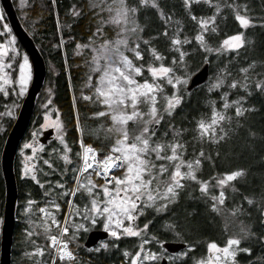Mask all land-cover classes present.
Segmentation results:
<instances>
[{"label":"snow or ice","instance_id":"obj_1","mask_svg":"<svg viewBox=\"0 0 264 264\" xmlns=\"http://www.w3.org/2000/svg\"><path fill=\"white\" fill-rule=\"evenodd\" d=\"M21 3L23 4V0ZM182 3L185 12L197 25V31L192 38L187 35L180 36L182 25L169 36L173 17L165 13L158 0H89V7L97 9L95 15H99L101 12L107 13L106 18L101 17V27L97 28L93 35L103 36V25L105 24L115 26L117 32L115 38H104L99 44H95L92 37L89 38L87 44H76L77 49L88 48L91 50V72L98 73L94 84L92 75L87 77V85L93 88V94L84 95L81 93V95L84 100L103 106V110L93 112L91 115L97 118L107 116L111 120L107 131L115 133V137L114 142L102 158H98L97 155L101 149L85 144L83 140L79 141L80 151L76 153V156L79 157L80 163L71 169L74 173L72 179L75 183L70 188H66L67 182L63 181V175L68 170L67 166L72 163L69 155L71 149L65 140L64 126L60 120L59 112H55V119L49 115L55 110L49 108L52 90L46 89L49 98L46 104L41 105L45 111L44 122L39 125V129L51 128L55 130V139L63 148L62 151L53 148L52 153L58 154V158L65 165L64 170L60 172L61 180L54 182V186L61 189L55 195L61 198L72 197L82 192L88 197V201L83 207L77 206L74 200L69 198L67 200L69 211L65 212L63 221L57 219L56 213L60 210V204L56 203L55 199H50L46 206L38 208L41 214L38 220L29 219L26 239L33 235H39L40 233L36 232V229H41L49 241L51 264H57V259L60 264H73L76 257L70 250L69 244L76 243L81 230L90 231L91 226H95L98 221L102 223L104 232L113 241H120L122 237H137L141 241L134 255H130L126 249L123 250L125 260L127 261L130 257V264L156 262L160 254L144 248V245L149 243L145 237L149 235L147 230L152 224V220L146 219L141 226L137 223L140 216H144L148 210L156 215L168 212L170 206L177 203L180 192L186 187L185 181L197 184L201 195L209 197L212 201L211 210L220 214L225 206V186L227 185L235 191L234 186L229 182L244 175L245 170L240 168L222 173L219 177H210L215 180V186L219 189L218 193L211 194L209 180L202 179L198 175L202 169V158L211 160V157H205L201 148L194 157L184 159L186 146L180 137L186 129L173 127L169 123L168 128L172 131L171 138L167 141L162 137L153 139L158 131L156 126L160 125L164 115L167 114L171 117L182 103L181 88L186 90L191 75L187 71L186 61L189 52L185 50L184 46L190 44L194 39L199 50L205 53L204 63L210 62L209 55L219 59L220 56H227L230 52L234 54L233 59H235L239 55V49L245 43L243 32L228 35L216 47H213L209 42L208 36L218 34L216 22L218 17L225 18L221 15L224 9L231 10L241 29H246L253 23L246 14V5L237 4L236 0H182ZM200 4L211 9V14H194L193 5ZM145 8L155 9L165 25L162 32L147 38L140 34L143 27L137 21L138 12ZM73 14L78 15L79 11L74 10ZM2 19L3 16L0 15V20ZM175 23L180 24V21L177 20ZM160 35L169 39L168 49L176 53L168 65L163 63L164 55L152 44V40L158 39ZM0 38H3V42H0V92L7 97L10 93L6 90V86L14 85L19 88L18 96L23 97L33 78V66L29 63L27 55H23L21 59L17 60V39L7 23H4L0 29ZM62 43L61 40V45ZM141 44L146 46L150 57L146 63H137L144 59V49L141 48ZM192 51H196V48H193ZM127 53H130L131 56ZM17 65L18 75H13L17 71ZM255 66L256 62H252L239 68L241 78H234L227 83V76L231 75L227 71V66L218 70L216 78L209 86V91H219L225 86L227 90L220 92V100L223 102L220 110H217L215 101H211V119L209 121L201 119L196 123L198 138L202 141L206 139L215 145L225 140L228 133L232 131L231 127L226 129L223 126L225 122L231 124L233 116L228 113L230 108L234 109L238 126L240 125L239 118L243 117L246 112L254 110L252 107H245L246 96L244 95L229 100V91L239 88L251 96V85L254 83L255 90L264 94V74L255 73ZM177 67L182 72H178ZM145 70L151 79H138V77H142ZM166 86H170V94L165 91ZM11 94H17L15 89ZM161 100H163L162 105L160 104ZM15 106L13 104L12 108ZM12 108H8L6 113H0V116L6 114L8 117H12L14 115ZM130 122L131 128H129ZM2 130L0 129V131ZM76 130L78 133L83 132L79 121H77ZM36 136L37 132L33 131V140L25 142L20 150L23 157L21 175L30 178L43 189L45 183L52 185L53 182H41L38 178L37 173L42 172L43 169L38 167L35 161L43 159L37 155L38 150H43V145L36 142ZM29 148L32 155H25L24 149ZM52 153L49 154V159H43V164L51 169V172H45V175L57 172L52 163ZM93 173L96 177H102L104 183H95L92 178ZM51 193H53V188L50 186L45 195ZM244 200L248 205H252L254 202L253 198L249 196H245ZM26 204L24 212L28 214L35 201L29 199ZM49 207L55 209L56 212L49 210ZM242 212L243 209L237 204L228 210V215L236 217ZM260 215L262 217L261 224H264V211H261ZM73 216L79 217V221H73ZM53 227L58 229V234H52ZM176 227L177 225L171 221H165L163 224L165 231L171 230L177 239L182 240ZM239 231L241 235L228 238L223 247H219L215 242L208 243L209 255L207 258L199 260L194 258V264H238L235 259L237 253H250L251 251L248 247H240L241 241L256 235L243 222H241ZM150 239L161 246L165 243L155 234H151ZM259 239L264 242V235ZM32 243L35 245V241ZM115 246L113 243L112 247ZM100 248L108 250L109 244L101 242L99 248L95 250L99 251ZM191 249L192 246H188L187 251H191ZM45 251L42 246H36L33 252L25 254L29 258L40 257L44 255ZM186 254V251H181L167 258L174 262ZM35 264H46V262L38 259ZM261 264H264V258H261Z\"/></svg>","mask_w":264,"mask_h":264},{"label":"trees","instance_id":"obj_2","mask_svg":"<svg viewBox=\"0 0 264 264\" xmlns=\"http://www.w3.org/2000/svg\"><path fill=\"white\" fill-rule=\"evenodd\" d=\"M11 1L23 29L30 36L43 58L46 75L43 86L37 95L29 126L21 139L14 158L17 200L10 264H35L38 259L45 261L46 264H51V250L48 249L49 241L42 230L37 228L36 232L40 234L26 239L29 219L38 220L41 216L38 208L46 206L50 199H55L56 203L60 204V210L56 213L57 219L63 221L65 212L69 211L67 204L69 198L73 199L77 206L82 207L88 201V197L82 192L73 197L61 198L55 195L61 189L56 188L54 182L61 180L60 172L64 170L65 165L58 158V154L52 153V149L57 148L62 151V145L53 146V142L50 144L46 142L44 151L37 152L38 157L43 159H49V154L52 153V163L57 169V172L45 175L44 173L51 172V169L43 164V159L35 161L38 167L43 169L42 172L37 173L40 181L53 182L52 185L45 183L43 189L30 178H22L19 175V151L25 142L30 141L31 132L40 120L39 105L49 98L46 89L52 90L49 106L55 112H59L60 120L64 126L65 140L71 149L69 155L72 163L67 166L68 170L63 175V181L67 182L66 188H70L75 183L72 179L74 173L71 169L80 163L79 157L76 156V153L80 151V140L94 148L101 149L97 154L98 158H102L109 150L110 145L114 142L115 133L107 131L111 125L107 116L97 118L91 115L93 112L103 110V106L84 100L81 95V93L84 95L93 94V88L87 85V77L90 75L88 66L90 57L85 53L77 54L76 44L89 43L90 37L95 44L100 43L104 38H113L116 30L105 26L103 27V36L96 37L93 35L96 29L101 27L99 21L103 14L95 15L97 9L89 7V0H26L23 7L18 6L16 0ZM158 2L165 13L173 17L169 36L177 27L182 25L180 36L187 35L192 38L197 31V25L185 12L182 0H158ZM236 3L246 5V14L253 23L248 28L241 29L231 10L224 9L221 15L225 18L220 19L218 17L216 22L218 34L209 35L208 40L213 47H216L228 35L243 32L245 43L239 49V55L235 59H233L234 54L231 52L227 56H220L219 59L209 55L207 81L191 91L181 88L183 94L181 105L176 108L171 117L167 114L164 115L160 125L156 126L158 131L153 139L162 137L165 141L169 140L172 136V131L168 128L169 123L173 127L186 129L180 137L186 146L184 159L194 157L201 148L205 157H211V160L202 158V169L198 173L202 179L209 180V192L211 194L218 193L219 189L215 186V180L210 179V177H219L222 173L240 168L244 169L245 172L243 176L229 182L230 185L234 186L235 191L229 186H225V206L220 214L211 210L212 201L209 197L201 195L197 184L185 181L186 187L180 192L177 203L171 205L168 212L156 215L148 210L144 216L138 218L137 223L141 226L146 219L152 220V224L147 230L149 235L145 237L149 240V243L144 245L145 249L159 252L162 255H171L150 239L151 234H155L164 242H181L186 245L185 249L182 250L187 252L186 256L174 262L170 261L169 264H194V258L196 260L205 258L208 243L215 242L222 247L228 238L240 236L241 222L256 235L241 241L240 247H248L251 251L250 253L239 252L235 258L236 261L238 264H261V258H264V242L259 239L260 236L264 235V224H261L262 217L260 215L261 211H264V94L255 90L254 83L251 85V96L239 88L229 91V100L244 95L246 96L245 107H252L254 110L246 112L243 117L239 118V126L237 125V118L234 116V109L228 110L233 118L230 125L225 122L223 126L226 129L231 127L232 131L228 133L224 141L215 145L206 139L202 141L198 138L196 129L197 121L201 119L209 121L211 119V101H215L217 110H220L223 103L220 100V92L227 90L226 86L219 91H209V86L216 78L219 69L226 65L227 71L231 73L227 76L226 83L234 78L240 79L239 68L252 62H256L254 72L264 74V0H236ZM74 10H78L79 14L74 15ZM193 13L210 15L211 9L203 4L193 5ZM177 20L180 21V24L175 23ZM137 21L143 27L140 34L145 38L155 36L162 32L165 27L156 10L152 8L139 11ZM61 40L63 41L62 45ZM169 43V39L163 35L152 40V44L164 55L163 63L165 65H168L172 56L176 55V53L169 51ZM17 45L22 49L18 41ZM141 48L144 49V59L137 61V63H146L150 57L146 51V46L141 44ZM184 48L189 52V56L186 57L187 71L192 75L204 64L205 53L199 50L194 39ZM193 48H196V51H192ZM177 71L182 72L178 67ZM143 73L145 76H149L146 70ZM92 83L94 84V80ZM13 89L8 87L7 91L10 94L7 97L0 92V112L12 106L16 100V96L11 94ZM165 91L170 94L171 88L167 87ZM160 104H163V100L160 101ZM77 121L83 128L82 133H78L76 130ZM5 122V130L0 133V155L6 136L14 121L9 118ZM131 127L130 122L129 128ZM163 133L166 135L162 136ZM92 178L97 184L102 182V179L96 177L94 173ZM50 186L53 188V193L45 195ZM245 196L253 198L252 205H248L247 201L244 200ZM29 199L35 201V204L30 213L25 214L24 209ZM4 202L5 185L0 164V221L3 217ZM237 204L243 209V212L236 217L229 216L228 210ZM49 209L51 208L49 207ZM51 210L56 212L55 209ZM165 221H171L177 225L176 231L181 234L182 240L177 239L171 230H164ZM51 232L58 234V229L53 227ZM84 235L85 232L80 233L76 243L69 244L70 250L74 252L76 257L73 264H130V257L126 261L123 250L126 249L130 254H133L138 250L141 242L137 237H122L120 241H113L112 238L108 237L105 243L109 244V249L100 248L99 251H96L95 249H86L83 246ZM32 241H35V245ZM113 243H115V247H112ZM36 246H42L46 250L44 255L29 258L25 253L33 252ZM188 246H192L191 251H187ZM57 264H60L58 259Z\"/></svg>","mask_w":264,"mask_h":264},{"label":"water","instance_id":"obj_3","mask_svg":"<svg viewBox=\"0 0 264 264\" xmlns=\"http://www.w3.org/2000/svg\"><path fill=\"white\" fill-rule=\"evenodd\" d=\"M9 27L13 35L26 55L29 57L33 66V78L25 97L22 100L16 119L8 132L0 155L1 171L5 185V202L3 208V217L0 227V264H10L11 247L13 242V232L15 225V206L17 200L16 178L14 174V158L32 117L35 101L39 94L46 75V67L42 56L34 45L30 36L23 29L15 8L11 0H0ZM209 75L208 63H204L195 73L190 76L186 91H191L195 87L205 83ZM52 130L43 133L40 143L46 144L48 136ZM107 233L104 230H91L87 233L83 245L90 249L98 242L107 239ZM162 249L168 254H176L186 245L181 242H165ZM159 264H168L166 258H162Z\"/></svg>","mask_w":264,"mask_h":264},{"label":"rangeland","instance_id":"obj_4","mask_svg":"<svg viewBox=\"0 0 264 264\" xmlns=\"http://www.w3.org/2000/svg\"><path fill=\"white\" fill-rule=\"evenodd\" d=\"M16 2H17V4H18V6L23 7V6L25 5L26 0H23V4L21 3V0H16ZM101 14H103V17H104V18L107 17V13H103V12H101ZM0 15L3 16V19L0 20V29H2L3 24H4V23H7V24H8V22H7V19H6V17H5V14H4V12H3V9H2V7H1V5H0ZM99 24L101 25V18H100ZM8 25H9V24H8ZM105 26L111 27L112 29H115V30H116L115 33L117 32V29L115 28V26L108 25V24L103 25V27H105ZM115 36H116V34H115ZM115 36H114L113 38H115ZM96 37H100V35L97 34ZM113 38H111V39H113ZM0 42H3V38H0ZM84 44H87V43H84ZM96 44H99V43H96ZM82 45H83V44H82ZM17 49H18L17 60H19V59L22 58L23 55H26V53H25V51H24L23 49H21L18 45H17ZM76 52H77V54H83V53H85L86 55H89V57H90V61H89V63H88V66H89V69H90V75H92L93 80H94V83H95V78H96V76L98 75V73L91 72V67H92V64H91L92 52H91V50L88 49V48H81V49H76ZM127 54L131 56L130 53H127ZM5 59L7 60V57H6ZM29 63L31 64L30 59H29ZM31 65H32V64H31ZM6 71H8V69H6ZM13 75H14V73H13ZM15 75H18V65H17V71L15 72ZM143 78H147V79H149V80L151 79V77H149V76H145L144 73H143L142 77H138V79H143ZM30 83H31V81L29 82L28 88H29V86H30ZM8 87H12V88H14V89H15V92L17 93V94L15 95V96H16V100L13 102V104H15L16 106H15L14 108H12L13 105L8 107V108H12V110H13L14 115H13L12 117H8L6 114H5L4 116H0V129H3L2 131H0V133H3L4 130H5V123H6L5 120H6V119H9V118H10V119H12L13 121L16 119V116H17V113H18V111H19V109H20V106H21L22 100H23V98L25 97V95H26V93H27V91H28V88H27V91H26L25 95H24L23 97H19V96H18V92H19V88H18V87H15L14 85H9V86H6V90L8 89ZM167 87H170V86H166L165 89H166ZM47 101H48V100L43 101V102L40 103V105H39V109L41 110V117H40V120H39L38 124L34 127V129H33L32 132H31V139H30L29 142H31V141L33 140V137H32V133H33V131H36V132H37L36 142L39 143V144H42V143H40V138L43 137V133H44V132H47V131H49V130H52V133L48 136V139H47V142H48V143H47V144H50V142H53V146H59V145H60L59 142L55 139L56 132H55L54 129H51V128H45V129H43V130H40V129H39V125H40L41 123L44 122V121H43V115H44V111H45V109L42 108L41 105H42V104H46ZM8 108H7L6 110L0 112V113H6L7 110H8ZM49 108H50V106H49ZM49 115H50L53 119H55V111L50 112ZM110 122H111V120H110ZM42 145H43V150H38V152H42V151H44V149H45V147H46V144H42ZM79 146H80V145H79ZM20 150H21V149H20ZM17 151H18V150H17ZM24 153H25V155H32V152H31V149H30V148H29V149H24ZM22 160H23V157L21 156L20 151H19V175H20L21 177H22V175H21V169H22V163H21V161H22ZM89 171H91V170H89ZM120 171H122V170H120ZM117 174H119V173H117ZM22 178H26V177H22ZM100 178L102 179V182H101L100 184L104 183V179H103L102 177H100ZM110 187H111V185H110ZM82 207H83V206H82ZM49 210H51V209H49ZM51 211H52V210H51ZM76 217H77V216H76ZM75 221H79V217H77V220H75ZM1 222H2V221H0V227H1ZM97 224H100L101 227H102V223H101V222L98 221ZM97 224H96V225H97ZM91 228H93V226H91ZM91 228H90V229H91ZM102 229H103V227H102ZM82 232H84V231L81 230L80 233H82ZM79 236H80V234H79ZM225 245H226V244H225ZM160 247H161V245H160ZM219 247H221V246H219ZM222 247H223V246H222ZM98 248H99V247H98ZM96 249H97V248H96ZM101 249H102V248H101ZM161 249H162V248H161ZM148 251H150V252H155V251H151V250H148ZM157 253H159V252H157ZM238 253H239V252H238ZM238 253H237V254H238ZM134 254H135V253L130 254V255H134ZM159 254H160V256H159L158 261H156V262H145V264H159L162 258H166L167 261H168V264H169L170 261H169L168 258H167L168 256H167V255H162L161 253H159ZM208 255H209V253H208V251H207L205 258H207ZM236 256H237V255H236ZM235 258H236V257H235Z\"/></svg>","mask_w":264,"mask_h":264},{"label":"flooded vegetation","instance_id":"obj_5","mask_svg":"<svg viewBox=\"0 0 264 264\" xmlns=\"http://www.w3.org/2000/svg\"><path fill=\"white\" fill-rule=\"evenodd\" d=\"M72 197H73V196H72ZM75 220H77V217H76V216H73V221H75ZM91 230H103V229H102V227H101L100 224H97V225L93 226V228H91L90 231H91ZM88 232H89V231H88ZM88 232H85L84 238H83V240H82V244H83L84 239H85V237H86V235H87ZM105 240H106V239H105ZM105 240L98 242L94 247H92V248H90V249H96V248H98V247H99V244H100L101 242H104V243H105ZM83 246H84V245H83ZM86 249H87V248H86Z\"/></svg>","mask_w":264,"mask_h":264}]
</instances>
